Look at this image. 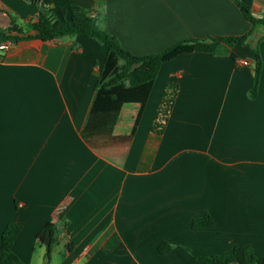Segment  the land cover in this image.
Returning a JSON list of instances; mask_svg holds the SVG:
<instances>
[{
  "label": "crops",
  "instance_id": "0c3cea01",
  "mask_svg": "<svg viewBox=\"0 0 264 264\" xmlns=\"http://www.w3.org/2000/svg\"><path fill=\"white\" fill-rule=\"evenodd\" d=\"M44 1L54 12L81 6L136 55L250 28L232 0ZM241 1L264 17V0ZM38 12L31 1L0 0V28L11 16L24 28ZM263 33L257 26L249 39L263 61L254 98L248 44L177 55L162 63L131 142L100 150L80 131L105 47L77 33L0 50V237L7 223H19L13 250L27 264H207L192 253L235 245L264 259ZM169 81L177 90L157 133L151 125ZM139 108L123 103L113 134L130 133ZM203 215L212 223L193 228ZM49 221L55 243L46 261L37 234ZM162 242L172 247L160 252Z\"/></svg>",
  "mask_w": 264,
  "mask_h": 264
},
{
  "label": "trees",
  "instance_id": "16d2710c",
  "mask_svg": "<svg viewBox=\"0 0 264 264\" xmlns=\"http://www.w3.org/2000/svg\"><path fill=\"white\" fill-rule=\"evenodd\" d=\"M27 1L38 5L39 12L36 20L32 22L31 18H28L25 21V27L22 28L11 16L9 25L0 28L5 40L11 39L16 42L31 38L50 40L83 33L96 39L105 47V57L95 83V95L86 122L80 131L83 140L95 150L127 146L131 142L141 111L162 63L177 55L193 51L222 55L227 54L235 45L248 44L254 53V77L249 88V97L256 96L263 61L258 50V40L250 41L249 39L255 27L264 26V17L253 15L250 7L241 0L232 1L250 23V28L246 32L236 35L183 38L159 52L145 55H136L125 50L118 39L109 33L99 20L89 17L77 4H69L67 8L61 7L54 12L44 0ZM260 38H264V33ZM176 90L177 85L174 82H167L155 112L151 130L157 133L162 130ZM125 102H138L140 108L130 133L116 135L113 134V126L121 105ZM211 223L210 217L203 215L193 218L191 226L205 227ZM20 230L19 223L9 222L1 231L0 264H27L13 250V243ZM37 241L45 247V260L48 261L55 243L53 222H47L39 230ZM171 247L172 245L168 242H162L158 249L160 252H167ZM192 254L207 264H264V259H259L250 246L243 245H235L222 254L202 255L195 252Z\"/></svg>",
  "mask_w": 264,
  "mask_h": 264
},
{
  "label": "built area",
  "instance_id": "2783aa9c",
  "mask_svg": "<svg viewBox=\"0 0 264 264\" xmlns=\"http://www.w3.org/2000/svg\"><path fill=\"white\" fill-rule=\"evenodd\" d=\"M34 20H36V17H33L31 18V21L33 22ZM16 41L14 40H11V39H7V40H4L3 42L0 43V50H3V49H6L12 45L15 44ZM238 63L239 64H242V65H247L249 64V61L245 58H239L238 59Z\"/></svg>",
  "mask_w": 264,
  "mask_h": 264
},
{
  "label": "rangeland",
  "instance_id": "374dc122",
  "mask_svg": "<svg viewBox=\"0 0 264 264\" xmlns=\"http://www.w3.org/2000/svg\"><path fill=\"white\" fill-rule=\"evenodd\" d=\"M16 22V21H15ZM21 23H23L22 21H21ZM17 24H19V22H17Z\"/></svg>",
  "mask_w": 264,
  "mask_h": 264
}]
</instances>
